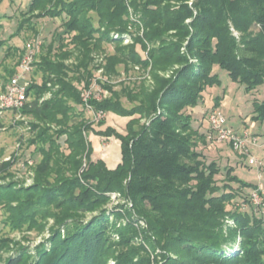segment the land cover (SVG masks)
<instances>
[{
    "label": "trees",
    "instance_id": "trees-1",
    "mask_svg": "<svg viewBox=\"0 0 264 264\" xmlns=\"http://www.w3.org/2000/svg\"><path fill=\"white\" fill-rule=\"evenodd\" d=\"M44 18L59 19L61 31L48 44L39 41L26 103L18 112L34 120L28 122L27 146L40 157L33 166L35 182L13 190L17 204H0L12 230L41 229L44 220L53 219L52 248L34 264H106L109 259L115 264H264V207L250 198L258 186L242 182L233 167L217 184L216 162L207 163L199 151L212 139L209 125L201 132L185 112L197 106L207 88L220 84L216 68L246 92L264 84V0H32L15 32L0 39V48L26 31L34 34L32 42L38 40L41 30L34 21ZM125 37L132 43L121 45ZM106 43L115 45L103 58L107 78L119 75V65L137 67L151 76L153 87L141 82L119 93L99 81L111 96L84 102L83 92L96 81L95 54ZM175 66L169 78L159 75ZM122 95L134 104L130 109L120 104ZM86 105L130 118L125 133L102 119L95 127L85 116ZM250 120L264 125V101L253 103ZM3 129L0 117V133ZM90 135L119 141L121 159L114 169L97 157ZM112 192L128 199L134 220L145 225L143 241L135 244L136 226L129 220L115 244L117 253L102 211L85 220ZM230 203L235 207L228 209ZM148 249L158 251L154 260ZM5 264L27 260L17 255Z\"/></svg>",
    "mask_w": 264,
    "mask_h": 264
},
{
    "label": "rangeland",
    "instance_id": "rangeland-1",
    "mask_svg": "<svg viewBox=\"0 0 264 264\" xmlns=\"http://www.w3.org/2000/svg\"><path fill=\"white\" fill-rule=\"evenodd\" d=\"M31 1L0 0V16H5L2 20L1 40L7 39L9 35L15 32L17 21H20L21 12L26 10ZM34 22L35 28L41 30L38 40L35 38L36 40L32 42L34 34L26 31L27 33L23 32L10 39L5 44V47L0 48V86L4 82L5 77H8L10 71L16 67L25 52L27 44L39 41H44L48 44L51 41L52 34L56 30L61 31V22L57 18H44ZM130 31L134 32V29L130 27ZM131 43L128 39V42L122 41L121 45L126 46ZM9 47L11 51L3 59L4 55L8 53ZM14 48L19 50L17 51ZM102 48L103 52L95 54L99 57H96L92 64V67L95 68L93 69V75L96 77V81L88 90H91L93 94L96 93L101 99L111 96L109 89H107L108 91L103 89L98 84L99 81L105 82V86L109 85L112 91L119 93L123 87L133 88L134 86H139L141 82L143 84L145 82L146 86L153 87L154 80L151 76H148L147 73L144 74L143 70L137 67L128 66L125 68L124 65H119L117 68L119 75L116 78H107L104 74L105 61L103 58L114 53L115 45L114 43H106L103 44ZM72 62H74V58L65 63L70 64ZM177 68L175 66L164 73H159V75L167 79ZM215 74L218 75L220 84L207 88L203 92L202 99L197 106L193 109H186L185 112L192 115L193 127L200 129L201 132L206 131V127H208L207 116L212 110L221 113L228 128L238 133L246 131L249 140L256 138L257 143L250 144L248 149L251 156L256 158L261 165L250 166L246 156L234 153L226 143L218 142L214 139H211L208 145L205 144L204 147L199 146L200 150H198L204 155L207 163L216 162L220 170L219 175L216 176L219 186L222 185L225 178L226 168L233 167V174L242 182L258 186L259 189L264 191V125L250 120L253 116V103L255 101L258 103L264 101V84L254 91L246 92L245 86L231 81L225 71L216 68ZM35 76L38 80L39 75ZM119 102L126 109H130L134 105L127 102L126 97L123 95L120 96ZM216 102H219L218 107H214ZM85 116L93 121L94 126L97 127L92 112L86 111ZM0 117L4 126L3 131L0 133V188L2 189L0 204L15 205L19 197L13 190H25L34 185L35 182L33 166L40 157L38 154L32 153L33 147L29 148L27 146V141L31 138L28 122L34 120L31 117H23L10 111L1 112ZM101 119L107 122L108 126L115 128L118 133L124 134L125 125L130 118L109 113L104 114ZM145 121L142 120L141 123H145ZM89 140L93 143V150L97 153V157L105 162L107 168L114 169L121 159L119 141L114 137L104 138L94 135H90ZM26 160H28V163ZM7 162L11 164L5 167L4 164ZM245 190L250 192L252 189L246 188ZM105 196L106 202L102 205L101 210L97 209L87 214L85 220L88 221L93 217L101 216L102 211V217L100 218L106 223L109 241L113 244L112 251L117 253L118 249L115 244L121 239L120 231L128 229L129 220L132 219L133 224L136 226L134 230L137 232L133 241L136 242L135 244H140L143 241L141 232L144 230L145 225L142 221L134 220L136 215L134 214L132 203L119 192L108 193ZM8 201L13 203L7 204ZM235 205L230 203L227 208H234ZM6 211V207L0 205V264H5L9 258L17 255H22L27 260V264H34L39 260L42 253H48L52 248L53 219L44 220L41 229L24 227L12 230L4 224L5 219L8 218ZM59 233L60 236H63L62 229L59 230ZM236 247L237 244L234 249ZM148 252L151 260H154L158 253V251L152 252L151 249H148ZM106 264H115V261L109 259Z\"/></svg>",
    "mask_w": 264,
    "mask_h": 264
},
{
    "label": "built area",
    "instance_id": "built-area-1",
    "mask_svg": "<svg viewBox=\"0 0 264 264\" xmlns=\"http://www.w3.org/2000/svg\"><path fill=\"white\" fill-rule=\"evenodd\" d=\"M117 37V36H115ZM125 42H128V38L125 37ZM40 42L34 44H27L24 54L18 61L15 73L8 77L0 86V112L10 111L18 113L19 110L26 103V89L29 84L30 75L35 62V56L38 53ZM93 83L92 85H94ZM89 98L95 100H101L99 95L92 93L91 90L84 91L82 99L87 102ZM87 112H92L94 120L97 122L103 118L104 114L101 112H93L89 105H86ZM223 115L216 110H212L208 115V125L211 132L212 139L227 143L231 146L236 153L246 156L248 158V164L250 166L261 165V163L251 156L249 151L250 144H256V138L249 140L248 133L246 131L236 132L228 128ZM210 138V137H209ZM251 203L258 207H264V191L258 188V190L251 193Z\"/></svg>",
    "mask_w": 264,
    "mask_h": 264
},
{
    "label": "crops",
    "instance_id": "crops-1",
    "mask_svg": "<svg viewBox=\"0 0 264 264\" xmlns=\"http://www.w3.org/2000/svg\"><path fill=\"white\" fill-rule=\"evenodd\" d=\"M92 146H93V143L91 142ZM95 154L97 155V153L95 152Z\"/></svg>",
    "mask_w": 264,
    "mask_h": 264
}]
</instances>
